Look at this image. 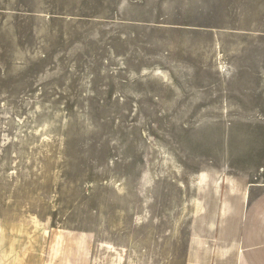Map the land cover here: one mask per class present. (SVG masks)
<instances>
[{
  "label": "rangeland",
  "instance_id": "1",
  "mask_svg": "<svg viewBox=\"0 0 264 264\" xmlns=\"http://www.w3.org/2000/svg\"><path fill=\"white\" fill-rule=\"evenodd\" d=\"M197 182L264 190V0H0V224L167 240Z\"/></svg>",
  "mask_w": 264,
  "mask_h": 264
},
{
  "label": "crops",
  "instance_id": "2",
  "mask_svg": "<svg viewBox=\"0 0 264 264\" xmlns=\"http://www.w3.org/2000/svg\"><path fill=\"white\" fill-rule=\"evenodd\" d=\"M221 183L197 182L184 227L167 240L126 238L123 245L101 246L95 235L89 244L71 233L37 235L2 223L0 264H264V190L237 198Z\"/></svg>",
  "mask_w": 264,
  "mask_h": 264
},
{
  "label": "bare ground",
  "instance_id": "3",
  "mask_svg": "<svg viewBox=\"0 0 264 264\" xmlns=\"http://www.w3.org/2000/svg\"><path fill=\"white\" fill-rule=\"evenodd\" d=\"M164 76H165V75H164ZM146 171H147V170H146ZM146 171H145V173H146V174H149V173H147ZM148 172H149V171H148ZM137 178H138V177H137ZM139 179H140V178H139ZM139 179H138V180H139ZM134 180H137V179L134 178ZM143 180H144V179H143ZM139 181H140V180H139ZM144 181H145V180H144ZM135 182H136V181H135ZM138 183H139V182H138ZM138 183H136V184L138 185ZM141 183H144V182H141ZM133 186H134V185H133ZM139 186H142V185H139ZM123 187H124V186H123ZM123 187L120 188V189H123ZM149 187H150V186H149ZM151 187H152V186H151ZM124 188H125V187H124ZM136 188H137V187H136ZM138 188H139V187H138ZM123 190H124V189H123ZM125 190H126V188H125ZM125 190H124V191H125ZM151 190H152V188H151ZM124 191H123V192H124ZM137 191H138V190H137ZM124 193H125V192H124ZM125 194H126V193H125ZM123 196H124V194H123ZM130 196H131V195H130ZM130 196L128 195L127 197H130ZM132 196H133V194H132ZM117 199H119V198H117ZM120 199H121V198H120ZM135 200H136V199H135ZM120 201H121V200H120ZM108 218H109V217H108ZM105 245H106V244H105ZM110 245H111V244H110ZM100 252H101V251H99V253H100ZM96 253H97V252H96Z\"/></svg>",
  "mask_w": 264,
  "mask_h": 264
}]
</instances>
